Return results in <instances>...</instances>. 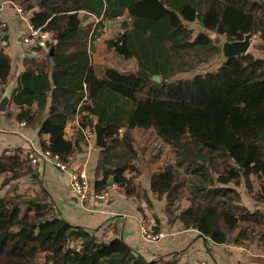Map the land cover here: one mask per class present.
Instances as JSON below:
<instances>
[{
  "label": "trees",
  "instance_id": "obj_1",
  "mask_svg": "<svg viewBox=\"0 0 264 264\" xmlns=\"http://www.w3.org/2000/svg\"><path fill=\"white\" fill-rule=\"evenodd\" d=\"M12 1L32 12V26L49 35L46 48L37 47L45 49L44 58H25L10 106L27 105L17 117L31 123V107L35 102L47 107L51 93L49 116L40 128L42 151L68 161L81 150V138L73 142L65 132L67 122L81 113V127L99 123L109 142L98 182L107 185L115 171V182L133 194L136 176L124 175L137 170L133 131L151 130L175 156L151 173V190L165 198L166 210L174 214L186 200L177 216L187 228L218 243L258 238L264 247V212L247 208L239 189L246 186L264 204V58L256 54L264 52L263 0ZM81 11L101 18L93 31L83 25ZM125 12L129 26L106 43L119 56L135 58L137 70L107 67L99 76L92 62L94 41L105 21ZM248 33L260 39L253 50L198 72L218 61L221 48L213 34L235 41ZM3 40L6 36L0 38V92L12 67ZM184 72L194 74L176 78ZM18 166L17 151L1 156L0 170ZM251 176L259 181L257 191ZM52 210L44 197L0 196V264H37L39 251L46 252L43 264H178L147 260L122 238L99 240Z\"/></svg>",
  "mask_w": 264,
  "mask_h": 264
},
{
  "label": "crops",
  "instance_id": "obj_2",
  "mask_svg": "<svg viewBox=\"0 0 264 264\" xmlns=\"http://www.w3.org/2000/svg\"><path fill=\"white\" fill-rule=\"evenodd\" d=\"M32 15L30 11H27L25 16L19 15L7 0L3 2L0 9V19L8 23L5 31V49L12 58L11 72L5 88L13 83V93L26 70L25 58L29 56L39 59L42 55L43 58L45 57V49L39 51L37 47L46 48V42L40 45L33 42L25 43L22 40ZM80 16L83 25L91 31L101 19L85 11H81ZM125 17H128V12H125L121 18L105 21L96 39L101 40L102 47L109 49L106 41L113 38L110 37L113 28L122 31L121 23ZM252 41L253 44L260 42L258 35H253ZM251 50H253V45ZM256 54L264 58V52ZM99 59L101 58L95 56L93 50L92 62L96 70V65L101 63ZM98 74L102 76L103 73ZM2 90L0 98L3 94ZM13 97L7 110L0 111V158L5 155H15L17 151L22 160V166L8 171L0 170L1 197H44L52 203L54 214L61 215L75 226L92 232L99 240L122 238L136 253L141 254L147 260L175 261L178 264H264V247L258 238L255 241L246 240L245 243H218L205 237L195 228H187L177 215L188 206V201L183 205L181 203L182 207L178 212L169 213L166 210L165 198L159 197L151 190V173L158 169L152 154L150 157L145 156L148 160L145 161L143 160L145 152L138 151V158L134 161L137 170L124 172L128 178L136 176L133 194H129L126 187L115 182V171L111 172L107 185L99 183L98 181L104 177L102 162L108 146L99 147L96 144V138L93 143H88L84 134L80 135L83 120L81 113H77L70 119L65 127L68 139L76 142L80 140L79 137L81 138V150L71 155V160L69 159L70 170H59L47 161L36 167L31 166L29 154L33 151L44 150L41 145L40 128L49 116L51 93L48 94L47 107L40 108L37 102L33 104L31 123L18 119L17 114L29 107L27 105L10 107L13 104ZM141 130L140 133L139 129H135V135L151 131ZM27 160L28 163H26ZM83 167L89 174V194L84 200L73 191L71 185L72 171ZM251 180L254 190L257 191L260 187L258 179L251 176ZM240 189L242 202L247 208L264 212V204H258L246 186L243 185ZM101 194L105 196L99 197ZM21 207L25 213L29 209V204L24 202ZM144 220L151 231L163 232L164 236L157 240L146 239L142 233ZM45 259L46 252L39 251L36 263L43 264Z\"/></svg>",
  "mask_w": 264,
  "mask_h": 264
},
{
  "label": "built area",
  "instance_id": "obj_3",
  "mask_svg": "<svg viewBox=\"0 0 264 264\" xmlns=\"http://www.w3.org/2000/svg\"><path fill=\"white\" fill-rule=\"evenodd\" d=\"M5 0L0 2V9L2 8V4ZM10 2L13 7L16 9V12L21 15L25 16L27 11L19 5L18 3L12 1V0H7ZM120 16L119 18H121ZM8 23L0 19V38L4 39L5 37V31L7 29ZM100 30V29H99ZM47 38H49V35L47 32L41 30L40 28H34L31 24V19L28 21V28L27 31L24 33L22 40L25 43H37L40 45H43V43L46 42ZM25 124V122H23ZM85 137V140L88 143H93L96 138V132H95V127H82L81 128ZM71 160V156L69 157ZM69 159L68 161L62 160L58 155H53L50 151H33L29 154V163L31 166L36 167L37 165L47 161L51 163L54 167H56L59 170H70V164H69ZM71 185L73 188V191L81 198V199H86L89 194V174L86 168H78L74 171H72L71 175ZM105 194L99 195V197H104ZM142 233L143 236L148 239V240H157L164 236L163 232L160 233H155L151 231L145 223V220L143 221L142 225ZM72 246L79 248V245L76 243H72Z\"/></svg>",
  "mask_w": 264,
  "mask_h": 264
},
{
  "label": "rangeland",
  "instance_id": "obj_4",
  "mask_svg": "<svg viewBox=\"0 0 264 264\" xmlns=\"http://www.w3.org/2000/svg\"><path fill=\"white\" fill-rule=\"evenodd\" d=\"M124 19H127L129 21V18L125 17ZM120 34V31L117 28H113V32L110 37L117 38ZM215 38L217 37L215 34H213ZM6 40H3V43H5ZM95 56H99L101 59L99 61L100 64L96 65L98 73H103L104 70L107 67H115L121 71L125 72H135L137 70V63L135 58H124L116 54L112 49H107V47L101 46V40H96L94 42V48ZM98 50V52H97ZM47 51H50V49H47ZM214 62H212L210 65L203 66L198 72H203L212 68H215L218 66L220 61V55L217 57ZM193 73L184 72L178 75L176 78L179 77H187L193 75ZM135 130V129H134ZM141 129H139V132L141 133ZM134 132V131H133ZM137 133L135 135L134 133V139H135V146L137 147L138 151H144L145 154L143 155V160L148 161L145 156L148 155L150 157V154L155 158V165L160 168L166 161H174V153L170 145L167 143H164L155 132L150 131L149 133L140 134ZM151 160V159H150ZM240 189V188H239ZM241 190V189H240ZM187 201L182 200V205L185 204Z\"/></svg>",
  "mask_w": 264,
  "mask_h": 264
},
{
  "label": "water",
  "instance_id": "obj_5",
  "mask_svg": "<svg viewBox=\"0 0 264 264\" xmlns=\"http://www.w3.org/2000/svg\"><path fill=\"white\" fill-rule=\"evenodd\" d=\"M129 21L127 19H124L121 23L122 31H124L129 26ZM215 42L219 44L221 48L220 53V61L233 57L238 56L242 54H246L250 51L253 41H252V34L248 33L244 36L243 39L235 40V41H229L223 37H216ZM55 48H50V55H54ZM153 79L156 81H160L161 77L160 75H154ZM2 97L0 98V111H6L9 107V104L11 102L12 96H13V83L8 85V87L4 88ZM95 131H96V144L99 147H107L108 140L105 137L104 134V128L99 123H96L95 125ZM236 168H238V165H235ZM114 173V171H113ZM75 232V229H73L69 236L72 238L73 234Z\"/></svg>",
  "mask_w": 264,
  "mask_h": 264
}]
</instances>
